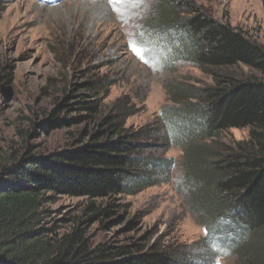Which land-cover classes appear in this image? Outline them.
Here are the masks:
<instances>
[{"label": "rangeland", "instance_id": "1", "mask_svg": "<svg viewBox=\"0 0 264 264\" xmlns=\"http://www.w3.org/2000/svg\"><path fill=\"white\" fill-rule=\"evenodd\" d=\"M162 2L0 0V155L101 140L106 119L114 118L128 133L145 134L135 155L146 178L103 199L52 194L43 225L59 234L76 228L91 248L155 247L175 264H250L258 237L233 224L223 207H210L216 194L207 172L212 158L248 138V129L199 137L194 116L202 101L194 94L217 75L263 77L244 65L202 71L175 58L189 52L176 25L185 8L167 16ZM196 4L264 45L262 0ZM79 100L94 102L96 111L78 110ZM51 114L81 120L44 131Z\"/></svg>", "mask_w": 264, "mask_h": 264}, {"label": "trees", "instance_id": "2", "mask_svg": "<svg viewBox=\"0 0 264 264\" xmlns=\"http://www.w3.org/2000/svg\"><path fill=\"white\" fill-rule=\"evenodd\" d=\"M165 7L172 17L185 8L186 17L176 25L190 42L189 52L173 54L175 58L185 56L202 71L244 65L263 77L217 75L213 85L194 94L202 101L194 117L201 123L196 131L201 138L217 137L229 128L248 129L246 140L208 162L206 176L216 194L209 202L210 207H223L222 214L233 224L258 237L249 250V261L264 264V45L216 21L196 0H166ZM74 105L80 111H96L92 101ZM80 120L51 114L42 128L48 131ZM106 124L101 140L93 136L87 143L49 153L28 150L21 156L0 155V264H175L168 252L155 247L91 248L76 228L59 234L43 225V207L52 194L103 199L123 194L146 178L135 155L143 148L139 139L145 134L128 133L114 118H107ZM88 208L99 214L109 210L92 204Z\"/></svg>", "mask_w": 264, "mask_h": 264}, {"label": "snow or ice", "instance_id": "3", "mask_svg": "<svg viewBox=\"0 0 264 264\" xmlns=\"http://www.w3.org/2000/svg\"><path fill=\"white\" fill-rule=\"evenodd\" d=\"M133 51L135 52V51H136V49H133Z\"/></svg>", "mask_w": 264, "mask_h": 264}]
</instances>
